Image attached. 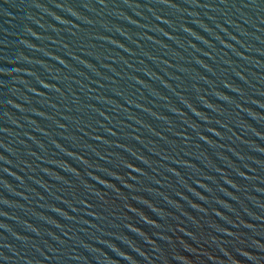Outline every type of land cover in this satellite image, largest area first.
Returning <instances> with one entry per match:
<instances>
[{"label": "water", "instance_id": "1", "mask_svg": "<svg viewBox=\"0 0 264 264\" xmlns=\"http://www.w3.org/2000/svg\"><path fill=\"white\" fill-rule=\"evenodd\" d=\"M0 264H264V0H0Z\"/></svg>", "mask_w": 264, "mask_h": 264}]
</instances>
